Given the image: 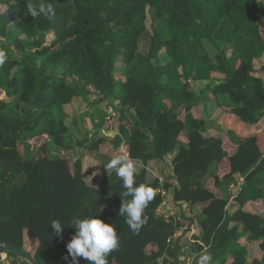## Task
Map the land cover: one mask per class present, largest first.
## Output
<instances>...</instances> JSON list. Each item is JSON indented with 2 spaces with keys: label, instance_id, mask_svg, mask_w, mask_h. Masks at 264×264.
<instances>
[{
  "label": "trees",
  "instance_id": "1",
  "mask_svg": "<svg viewBox=\"0 0 264 264\" xmlns=\"http://www.w3.org/2000/svg\"><path fill=\"white\" fill-rule=\"evenodd\" d=\"M43 2L55 9L51 21L27 12L41 0H0V48L8 57L0 65V244L24 249L39 264H71L64 259L70 221L93 215L116 227L119 247L108 264H179L190 247L194 264L204 252L211 264H264V215L243 208L264 209V134L213 137L207 120L192 114L221 95L232 104L227 114L250 129L264 118V80L256 74L264 65L255 67L264 55V0ZM214 73L222 77L212 81ZM196 83L207 89L197 95ZM91 96V129L76 137L65 107ZM184 134L186 143L178 144ZM42 138L45 147L37 143ZM132 144L141 166L136 185L155 191L138 233L119 215L131 197L104 167ZM85 156L102 170L95 186L84 178ZM165 158L171 173L162 188L181 222H196L201 244L173 241L181 222L158 212L166 197L147 167ZM221 163L228 167L223 178L215 172ZM54 219L65 227L59 237ZM1 255L0 264H27Z\"/></svg>",
  "mask_w": 264,
  "mask_h": 264
},
{
  "label": "clouds",
  "instance_id": "2",
  "mask_svg": "<svg viewBox=\"0 0 264 264\" xmlns=\"http://www.w3.org/2000/svg\"><path fill=\"white\" fill-rule=\"evenodd\" d=\"M27 12L32 18L43 16L49 21L55 17V9L51 3L45 6L43 0L39 6L27 5ZM7 53L0 48V65L7 60ZM104 167L111 171L114 170L116 176L122 181L124 189L122 195L131 197L126 205L119 209V215L125 217V223L133 233H138L140 228L147 223L148 217L144 211L149 202L153 200L155 191L146 185H136L135 167L129 156L117 155L110 159ZM71 228L74 229V235L66 244L67 260L71 258V264H79V258L87 261V264H108L107 257L119 247V238L114 224H108L93 215L85 217H74L70 221ZM51 229L59 237L64 225L60 220L54 219L50 223ZM212 255L204 252L199 255L196 264H211Z\"/></svg>",
  "mask_w": 264,
  "mask_h": 264
},
{
  "label": "rangeland",
  "instance_id": "3",
  "mask_svg": "<svg viewBox=\"0 0 264 264\" xmlns=\"http://www.w3.org/2000/svg\"><path fill=\"white\" fill-rule=\"evenodd\" d=\"M260 31H261V36L264 39V21L262 22ZM162 62H167V59L165 57H162ZM257 62L258 63H256V68L257 67L260 68L259 66L264 65V55L261 58V60ZM256 74L258 77L264 80V72H257ZM221 77H222L221 75L214 73L212 81L218 80ZM213 83L214 82H212L211 84ZM192 89L197 95L202 94L207 89V84L196 83L192 85ZM3 97L4 94L0 92V98ZM95 102L96 99L94 98V96H91L87 102H83L81 99H76L71 105L65 107V112L67 116L66 123L68 124V126H71V130L74 132L76 137H80L83 134H85L86 133L85 129L88 130L91 129L88 113L94 110ZM220 104L222 106H220ZM231 105L232 104L229 102V100L226 97L219 95L217 98L211 99L210 102H207L206 104H201L198 108L193 110L192 114L193 117L195 118H204L205 120H207V122L209 123L207 135H211L213 137H218L219 135L223 136L227 130H233L242 139L247 138L253 131H257L260 135L264 134V119L258 122L256 126V130L250 129L248 126L241 124L236 118H234V116L227 114L226 107ZM99 107H103V106L101 105ZM110 110L111 108H108V112H110ZM113 115L114 114L111 110L110 116L113 117ZM74 121L77 122L75 125H73ZM185 136L186 135L184 134L179 138L178 144L186 143ZM224 140H225L224 149L230 154H232L235 150V147L228 142L226 137H224ZM45 141L46 140L42 138L38 140L37 143L39 144L40 147H45ZM136 151H137V145L132 144L128 149L122 150V155L129 156L132 159L134 167L136 169H140L141 168L140 164L137 161H135L134 158ZM170 168H171L170 158H165L164 161L160 163L154 162L148 165L147 171L149 175L153 179L159 180L161 183V188L159 189L158 192L164 194L167 193L162 188V185L164 184L165 179L169 176ZM83 172H84V178L88 184L95 186L100 182V179L102 177V170L100 168L99 163L96 162V160H94L93 157L90 156L84 157ZM215 172L218 175V177L220 178L225 177L228 173L227 164L221 163L220 165L215 167ZM217 195H220V193H217ZM168 198L170 199V197ZM165 202H167V200H165ZM243 208L244 210L253 212L260 216L264 215V209L260 203H247ZM200 209H201L200 207H197L196 209H194L193 213H188L186 214L187 216L185 215V217L188 218L194 217L195 215H197ZM187 211L189 212V210ZM182 223L186 225V227L191 224L190 221H182ZM180 243H185V240L182 238ZM255 252L258 253L257 251ZM195 257L196 254H194V252L191 251V247H190L189 250L187 251V257H186L187 263L194 264ZM186 261L184 260V263L181 264H186ZM114 264H120V263L115 262Z\"/></svg>",
  "mask_w": 264,
  "mask_h": 264
},
{
  "label": "built area",
  "instance_id": "4",
  "mask_svg": "<svg viewBox=\"0 0 264 264\" xmlns=\"http://www.w3.org/2000/svg\"><path fill=\"white\" fill-rule=\"evenodd\" d=\"M109 113H111V110ZM241 181L242 180L240 179L239 185H240ZM159 183H160V181H159ZM158 193H160L162 196L166 197V200H167V202L164 201L163 205L160 207L158 212L161 215H163L164 219H166V220L171 219L173 221V223L181 222V218H180L181 216L179 213H177L176 206L173 205L171 200L168 198V195L161 193V192H158ZM197 233H198V230H197L196 223L191 222V224L186 227V225H184L181 222V225L174 232L172 239H173V241H175L176 239L180 240L183 238L185 240V243L188 245L201 244L199 239H197V237H196ZM187 251L185 252V255H184L185 261H186V257H187ZM3 255L4 254L1 255L2 260L5 259V255L4 256ZM186 264H188L187 261H186Z\"/></svg>",
  "mask_w": 264,
  "mask_h": 264
},
{
  "label": "water",
  "instance_id": "5",
  "mask_svg": "<svg viewBox=\"0 0 264 264\" xmlns=\"http://www.w3.org/2000/svg\"><path fill=\"white\" fill-rule=\"evenodd\" d=\"M12 254L27 264H39L27 251L17 249L10 244H0V254Z\"/></svg>",
  "mask_w": 264,
  "mask_h": 264
},
{
  "label": "crops",
  "instance_id": "6",
  "mask_svg": "<svg viewBox=\"0 0 264 264\" xmlns=\"http://www.w3.org/2000/svg\"><path fill=\"white\" fill-rule=\"evenodd\" d=\"M255 67H256V65H255ZM258 68V67H257ZM212 77H213V75H212ZM264 119V118H263ZM241 124H243V123H241ZM251 129H253V130H256V128H251ZM228 140V139H227ZM228 142L230 143V141L228 140ZM233 146V145H232ZM235 147V146H234ZM240 180V178L238 179V181ZM238 184H239V182H238ZM237 184V185H238ZM167 195H168V193H166ZM176 209H177V213H179L180 214V211H179V209L176 207ZM186 211V213H190V212H188L187 210H185ZM29 244L31 245V247H32V241H29ZM4 256V255H3ZM2 256V257H3ZM4 258V257H3ZM184 260H185V258L184 257H182L181 259H180V262H179V264H181V263H184Z\"/></svg>",
  "mask_w": 264,
  "mask_h": 264
}]
</instances>
